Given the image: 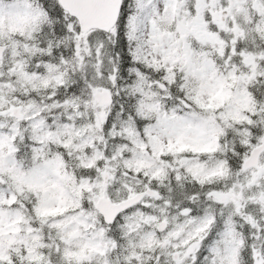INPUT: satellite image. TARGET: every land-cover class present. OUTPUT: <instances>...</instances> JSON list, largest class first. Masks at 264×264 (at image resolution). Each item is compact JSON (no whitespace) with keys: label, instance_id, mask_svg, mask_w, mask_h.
Segmentation results:
<instances>
[{"label":"snow or ice","instance_id":"6c2138e0","mask_svg":"<svg viewBox=\"0 0 264 264\" xmlns=\"http://www.w3.org/2000/svg\"><path fill=\"white\" fill-rule=\"evenodd\" d=\"M0 264H264V0H0Z\"/></svg>","mask_w":264,"mask_h":264}]
</instances>
